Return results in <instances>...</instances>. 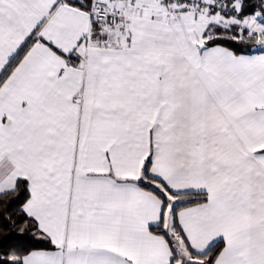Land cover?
Wrapping results in <instances>:
<instances>
[{"label": "snow or ice", "instance_id": "obj_1", "mask_svg": "<svg viewBox=\"0 0 264 264\" xmlns=\"http://www.w3.org/2000/svg\"><path fill=\"white\" fill-rule=\"evenodd\" d=\"M0 209V264H264V0H0Z\"/></svg>", "mask_w": 264, "mask_h": 264}, {"label": "trees", "instance_id": "obj_2", "mask_svg": "<svg viewBox=\"0 0 264 264\" xmlns=\"http://www.w3.org/2000/svg\"><path fill=\"white\" fill-rule=\"evenodd\" d=\"M0 211H3L2 209H0ZM13 211H14V208H13ZM4 243V239L3 237H0V244H3ZM8 243H15L14 240H9Z\"/></svg>", "mask_w": 264, "mask_h": 264}]
</instances>
